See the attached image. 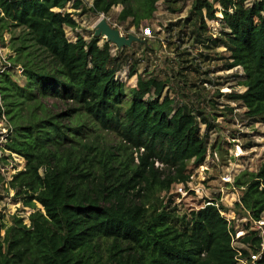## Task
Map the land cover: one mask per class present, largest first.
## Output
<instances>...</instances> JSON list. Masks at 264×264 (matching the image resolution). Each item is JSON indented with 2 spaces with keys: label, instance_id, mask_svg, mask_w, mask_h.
Listing matches in <instances>:
<instances>
[{
  "label": "trees",
  "instance_id": "obj_1",
  "mask_svg": "<svg viewBox=\"0 0 264 264\" xmlns=\"http://www.w3.org/2000/svg\"><path fill=\"white\" fill-rule=\"evenodd\" d=\"M72 1L78 10L80 0H0V39L1 31L21 30L10 40L14 57L8 62L25 81L19 85L9 70L0 73V120L10 124L1 161L11 155L25 161L7 184L24 207L35 202L42 209L29 215L28 226L19 217L8 228L0 224V264H236L228 220L233 209L206 201L211 204L176 219L154 200L189 181V163L203 165L208 149L196 115L163 97L162 82L139 77L130 88L115 80L118 59L109 43L81 36L69 42L65 28L77 25L73 13L61 11ZM159 1L93 0L87 11L107 16L121 7L117 22L139 30L154 18ZM247 1L196 0L192 14L202 31L204 18L227 31L229 68L242 69L245 90L231 99L264 125V0L250 7ZM48 101L64 109L55 113ZM101 133L127 145L107 149ZM130 149L141 152L137 163ZM154 162L175 174L161 179ZM235 186L243 191L233 207L258 220L264 162ZM242 241L256 251L252 233Z\"/></svg>",
  "mask_w": 264,
  "mask_h": 264
},
{
  "label": "rangeland",
  "instance_id": "obj_2",
  "mask_svg": "<svg viewBox=\"0 0 264 264\" xmlns=\"http://www.w3.org/2000/svg\"><path fill=\"white\" fill-rule=\"evenodd\" d=\"M78 10L72 8L73 1L67 4L62 13H73L77 28L72 31L65 28L66 39L74 43L81 36L88 43L95 37V31L101 20L124 37L132 36L135 40L127 47L117 48L109 43L111 55L118 59V72L115 80L133 88L137 79H154L165 84L163 97L173 100L174 106L189 108L197 117L200 134L207 142V156L203 165L196 167L188 164L185 176L186 183L172 184L167 191L156 195L154 200L162 203L166 211L180 219L190 212L199 210L207 200L215 201L233 209L229 221L235 229L242 228L247 221L244 212L233 207L238 202L242 188L235 186V181L243 174H255L264 162V125L258 118H251L242 103L231 99L243 93L241 83L244 74L241 68H229L230 54L226 47L227 31L219 21L204 18L206 30L200 29L199 18L192 14V6L196 0H160L156 5L154 18L147 26L139 30L129 27V22L120 24L117 17L121 7H114L107 16H95L87 10L93 0H80ZM258 0H248L250 7ZM211 2V0H209ZM214 8L220 10L218 5ZM205 17V13L203 12ZM215 17L220 18L219 14ZM148 28L151 35L145 37L143 29ZM0 39V73L9 70L12 79L19 85L24 84L19 67H12L8 62L14 57L10 40L20 35V29L12 33L1 31ZM99 45L106 42L101 37ZM134 75L129 78V72ZM48 101L55 113L64 109V105ZM10 127L6 119L0 122V145L3 146L5 130ZM101 142L107 149L127 145L124 141L110 133H101ZM137 163L141 153L135 149L128 151ZM5 157L7 153H2ZM123 155V154H122ZM25 167V161L12 155L4 163V179L6 184L0 187V224L5 228L11 226L13 218L19 217L23 224L29 225V215L42 211L39 204L24 207L16 190L7 183ZM154 168L161 172L163 179L175 171H164V166L154 162ZM229 178L231 183H223ZM139 202V199H136ZM3 236V232H1Z\"/></svg>",
  "mask_w": 264,
  "mask_h": 264
},
{
  "label": "built area",
  "instance_id": "obj_3",
  "mask_svg": "<svg viewBox=\"0 0 264 264\" xmlns=\"http://www.w3.org/2000/svg\"><path fill=\"white\" fill-rule=\"evenodd\" d=\"M143 35L145 37H149L151 35L150 30L148 28L143 29ZM4 120L5 118L2 117L0 122ZM9 130H10V127L5 130V135L2 137L3 144H4V138L9 133ZM2 153H3L2 147L0 145V173L4 177L3 175L4 163L1 161L4 155ZM223 183L228 184V183H231V181L227 177L226 179L223 180ZM5 184H6V181H5ZM207 201H210V200H207ZM210 204L211 203L205 202L201 208H204L205 206L210 205ZM221 206H224V205H221ZM247 219L248 220L243 223L242 228H240L239 230L235 229V233L232 236V240H231V246L236 252V264H264V215H262L258 220H255V221H251L249 220V218ZM251 233L258 240L256 251H253L250 248L249 244H245L242 241L243 238L250 237ZM242 251H246L247 256L244 257L242 254Z\"/></svg>",
  "mask_w": 264,
  "mask_h": 264
},
{
  "label": "water",
  "instance_id": "obj_4",
  "mask_svg": "<svg viewBox=\"0 0 264 264\" xmlns=\"http://www.w3.org/2000/svg\"><path fill=\"white\" fill-rule=\"evenodd\" d=\"M95 37H101L106 40L107 43H111L117 48L127 47L135 40L132 36H129L128 38L122 37L118 31L110 28L104 20H101L98 23Z\"/></svg>",
  "mask_w": 264,
  "mask_h": 264
}]
</instances>
